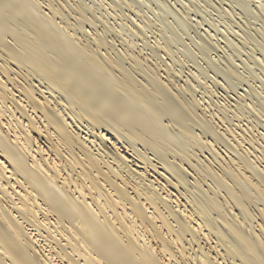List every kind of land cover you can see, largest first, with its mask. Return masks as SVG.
I'll return each mask as SVG.
<instances>
[{"label":"bare ground","instance_id":"1","mask_svg":"<svg viewBox=\"0 0 264 264\" xmlns=\"http://www.w3.org/2000/svg\"><path fill=\"white\" fill-rule=\"evenodd\" d=\"M94 1L115 23L0 0V264H264V93L229 96L240 45L201 71L138 2Z\"/></svg>","mask_w":264,"mask_h":264},{"label":"rangeland","instance_id":"2","mask_svg":"<svg viewBox=\"0 0 264 264\" xmlns=\"http://www.w3.org/2000/svg\"><path fill=\"white\" fill-rule=\"evenodd\" d=\"M140 0L136 1L134 0V2H138V3H134V7H135V11L137 10L138 11V14H139V17H142L148 21H150L151 23H156L158 24L156 27L157 29H152V32L151 35L156 37L158 40H160L161 42L165 39V38H169L170 39H173V49L176 51V50H180V48L184 51L182 54L184 55H187L188 53H190L191 55L195 53V56H193V59H192V62L194 60L195 64L194 63H191V67L190 69H192V71L194 72H198V73H201L199 71H197L198 69H200L199 67H201V71L202 68L206 69L207 66H205V63H203L205 60V62H208L210 59L211 60H216V61H225V58L230 55L232 52H231V49L228 47V43H226L225 40H230V42H233L235 41L237 44H239L240 46V52H237L238 54H235L234 57H233V65L234 67H236V72H237V75L240 79H243L242 83L240 80V82H236V80H231V81H228L226 82L228 84V86H230V91H229V96H231V98H235V94L236 95H239V94H245V92L247 90L245 89H248L249 90V85L250 87H254V88H257L259 91H262L264 93V49L262 50L261 48V45L260 46H257L259 45L260 43H264V20H263V17L260 15L261 13V9L259 8H264V0H248V7L247 9H243L242 8V5L243 3L241 2V5L239 4V2L241 0H209V1H204V0H141L142 2L139 3ZM176 1V2H175ZM205 3H204V2ZM84 3H87L91 8L92 10L95 12H99L98 14L100 15L101 13H103V15L101 14L100 16H102L104 18V20H109L110 23H115V20H112V16H109L108 14H105L106 11L105 9L101 11L99 5H97L98 3H96L94 0H83ZM91 2V3H90ZM93 2V3H92ZM95 2V4H94ZM168 2V4H167ZM182 2V3H181ZM208 2V3H207ZM235 2V3H234ZM238 4H237V3ZM177 3V4H176ZM198 3V4H197ZM211 3V4H210ZM227 3V4H226ZM263 3V4H262ZM91 4V5H90ZM137 4V5H136ZM139 4V5H138ZM142 4V5H140ZM189 4V5H188ZM253 4V5H252ZM95 7H94V6ZM162 5V6H161ZM181 5V6H180ZM261 5V6H260ZM142 6V7H140ZM184 6V7H183ZM98 7V8H97ZM164 7V8H163ZM170 7V8H169ZM94 8V9H93ZM162 8V9H161ZM210 8V9H209ZM225 8V9H224ZM251 8V9H250ZM198 9V10H197ZM242 9V10H241ZM259 9V11H258ZM234 11V14L236 15V18L235 20L236 21H231L227 15H225V11ZM247 10V11H246ZM253 10V11H252ZM224 11V13H223ZM244 13H243V12ZM252 11V12H251ZM105 12V13H104ZM124 12L128 15V16H131L132 18L134 17H137L136 13H134V11H129L128 9L127 10H124ZM133 12V13H132ZM178 14H176V13ZM248 12V14H247ZM146 13V15H145ZM180 13V14H179ZM247 15H246V14ZM261 16H259L258 15ZM135 14V15H133ZM187 14V15H186ZM165 15V16H164ZM177 19H176V17ZM185 15V16H183ZM224 15V16H223ZM239 15V16H238ZM246 15V16H245ZM255 17V18H252V16ZM257 15V16H256ZM107 16V17H106ZM146 16V17H145ZM188 16V17H187ZM207 16V17H206ZM238 16V17H237ZM250 16V17H249ZM260 19H259V17ZM111 17V18H110ZM183 17H185L186 19H184ZM221 17V19H220ZM107 18V19H106ZM138 18H135L138 20ZM151 18V19H150ZM159 18V19H158ZM215 18V19H214ZM250 20H249V19ZM185 20V22H181L182 20ZM190 19V20H189ZM242 19V21H245L246 22V25L250 27V34L247 35L246 31H245V34L244 32L242 33V29L243 27H240V25H244L242 21H240ZM140 20V19H139ZM187 20V21H186ZM229 20V21H227ZM252 20V21H251ZM256 20V21H254ZM259 20V21H257ZM180 21V22H179ZM218 21V22H217ZM229 22V23H228ZM236 22V23H234ZM165 23V24H164ZM185 23L186 25H190L188 28H186V32L185 34L183 35L182 33L180 34L178 30L181 29V25ZM198 23V24H197ZM240 23V24H239ZM248 23V24H247ZM236 24V25H235ZM251 24V25H250ZM215 25V26H214ZM217 25V26H216ZM230 25H233V26H230ZM241 25V26H242ZM228 26L229 27H233V28H229L228 29ZM240 28H239V27ZM263 26V27H262ZM161 27V28H160ZM167 27V28H166ZM164 28V29H163ZM177 28V29H176ZM252 28V30H251ZM254 28V29H253ZM171 31H168L170 30ZM197 29V30H196ZM214 29V30H213ZM218 29V30H216ZM229 31L231 29V31L233 29L232 32H228L227 30ZM241 30V32L239 30ZM256 29V30H255ZM167 30V31H166ZM176 30V31H175ZM162 33H161V32ZM227 31V32H226ZM178 32V33H177ZM223 32V33H222ZM225 32V33H224ZM237 32V34H235ZM239 32V33H238ZM253 32V33H252ZM160 33V34H159ZM221 33V34H220ZM243 35H241V34ZM171 34V35H170ZM202 34V35H201ZM204 34V35H203ZM213 34V35H212ZM223 34V35H222ZM235 34V35H234ZM261 34V35H260ZM159 35V36H158ZM174 35V36H173ZM181 37H180V36ZM227 35V37H226ZM233 35V36H231ZM247 36V37H244ZM250 35V36H249ZM251 35L252 37L254 38L255 37V40L256 41H259V42H254L253 43L251 42L252 40L249 39L251 38ZM165 36V37H163ZM168 36V37H167ZM249 36V37H248ZM175 37V38H173ZM183 37V38H182ZM208 37L212 38V40L214 41L215 37L217 39H215V41L218 43V45H220V48H222V51L221 49L218 50H215L213 49L212 47V51H211V48L208 50V49H203L202 50V46H204V44L208 41L207 39H209ZM239 39H242V40H239ZM244 37V38H243ZM257 37V39H256ZM222 38V39H221ZM226 38V39H224ZM233 41H232V39ZM195 39V40H194ZM221 39V40H220ZM236 39V40H235ZM244 39V40H243ZM259 39V40H258ZM207 40V41H206ZM225 41V43L223 41ZM249 40V41H248ZM251 40V41H250ZM254 40V39H253ZM185 41V42H184ZM193 41V42H192ZM194 41H197V42H194ZM200 41V42H198ZM205 41V42H204ZM214 41V42H215ZM229 42V41H228ZM242 42V43H241ZM243 42L246 43V46L243 45ZM247 42H251L250 44L247 43ZM187 43V44H186ZM234 43V42H233ZM243 45V50H242V45ZM258 43L256 45L257 48H254L255 47V44ZM140 44V43H139ZM195 44V45H194ZM223 44V45H222ZM225 44V45H224ZM175 46V47H174ZM252 46V47H251ZM184 47V48H183ZM246 47V48H245ZM258 47H260L261 49H259ZM189 48V49H188ZM185 49V50H184ZM246 49V51L244 50ZM187 50V51H186ZM242 50V51H241ZM249 50V51H248ZM202 51V52H201ZM204 51V53H203ZM217 51V52H216ZM227 51V52H225ZM245 51V52H243ZM179 52V51H178ZM186 52V53H185ZM194 52V53H192ZM200 53V54H199ZM227 53V54H226ZM245 53V54H243ZM261 53V54H260ZM180 54V55H182ZM252 56H250V55ZM199 56V57H198ZM254 56V58H253ZM207 58V59H204V58ZM246 57V58H245ZM252 57V58H251ZM223 58V59H222ZM260 58V59H259ZM255 59V60H254ZM262 59V60H261ZM203 60V61H202ZM237 60V61H236ZM240 60L242 62H240ZM262 62L263 64H258L260 63L259 62ZM198 63H197V62ZM237 62V63H236ZM240 62V63H239ZM248 63V64H247ZM257 63V64H256ZM202 65V66H199L198 68H195L194 65ZM206 65H208V63H206ZM259 65V66H258ZM263 65V66H262ZM204 66V67H203ZM194 67V69H193ZM209 67V66H208ZM262 69H261V68ZM211 69V68H209ZM213 69V68H212ZM212 69L211 71L210 70H207V73L205 76L207 75H211L212 74ZM250 71H249V70ZM196 70V71H195ZM214 70V69H213ZM263 70V71H262ZM210 73H209V72ZM216 71V70H214ZM249 71V72H248ZM254 71L256 74L254 75L252 72ZM184 72H188V70L184 68ZM206 71H204V73L202 72L203 76L205 74ZM217 72V71H216ZM214 73V72H213ZM241 73V74H240ZM251 73V74H250ZM218 75V80H221L223 77L219 74V72L216 73ZM253 74V75H252ZM260 74V76H259ZM246 75V76H245ZM250 75V76H249ZM260 78L259 80L257 79L258 77ZM212 76V75H211ZM241 76V77H240ZM248 76V77H247ZM243 77V78H242ZM254 79H253V78ZM221 78V79H220ZM247 78V79H246ZM256 79V80H255ZM250 84H249V83ZM235 83V85H234ZM237 83V84H236ZM241 85H240V84ZM263 83V84H262ZM237 87V88H235ZM234 90L232 91L231 90ZM235 88V89H234ZM245 92H244V91ZM220 93H223L222 91H220ZM261 131H263L261 129Z\"/></svg>","mask_w":264,"mask_h":264}]
</instances>
